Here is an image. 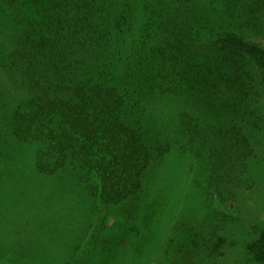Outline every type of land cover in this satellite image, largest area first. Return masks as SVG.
Here are the masks:
<instances>
[{
    "label": "trees",
    "instance_id": "trees-1",
    "mask_svg": "<svg viewBox=\"0 0 264 264\" xmlns=\"http://www.w3.org/2000/svg\"><path fill=\"white\" fill-rule=\"evenodd\" d=\"M261 18L264 0H0V102L21 96L10 149H33L34 168L46 178L72 168L104 209L177 174L173 192L160 187L146 206L158 230L144 234L125 217L121 233L117 222L104 226L102 264H211L226 242L211 247L185 230L201 229L193 219L204 213L207 193L228 201L254 184L264 45L246 31L264 38ZM181 152L202 162L188 191L181 183L193 167L183 162L174 173ZM0 154L5 173L14 156ZM164 195L168 213L159 208ZM218 227L211 226L212 240ZM253 231L247 250L264 264V228ZM171 234L183 238L173 253ZM133 236L152 242L145 263L134 256Z\"/></svg>",
    "mask_w": 264,
    "mask_h": 264
},
{
    "label": "rangeland",
    "instance_id": "rangeland-1",
    "mask_svg": "<svg viewBox=\"0 0 264 264\" xmlns=\"http://www.w3.org/2000/svg\"><path fill=\"white\" fill-rule=\"evenodd\" d=\"M251 7L253 10L255 6ZM261 21L264 23V18H261ZM256 32L246 31L250 39H257L264 45V38L257 36ZM262 94L260 103L264 107V90ZM18 98L21 96L15 93L7 101L0 102V149L8 150L14 156L11 158L12 163L5 166L8 170L0 173L3 174L0 176V264H102L104 245L100 236L105 231L104 226L117 222L118 233H121L126 224H120L119 219L127 218L131 224L142 229L144 234L159 229L157 218L146 206L157 201L153 198H156L160 187L170 189L169 194L173 192L171 188L175 187L177 174L172 176L171 182L168 180V183H162L152 193L146 190L135 201L132 200L118 208L104 209L100 201L90 196L79 174L72 168L46 178L34 168L33 149L18 147L17 151L6 145L12 114L16 108L15 100ZM255 147L258 158L251 163L253 186L236 190L238 198H233L231 191L228 196L231 199L228 201L207 193L205 205L200 207L204 213L193 219L195 225L201 229L197 231L189 227L185 230L191 238L194 233H200L202 237L210 239L211 247H214V242L226 238L224 245L217 246L221 249L214 254L211 264H259L248 252L247 243L254 238V227L264 228L263 132L255 142ZM181 153L175 156L177 165L174 173L181 169L180 164L183 162H186L187 168L193 167V172L186 174L181 183V188H186L187 185L188 191V186L192 185L195 176L202 172V162L193 159L191 155L185 156ZM0 157L5 158L1 154ZM10 168L16 169L17 172H11ZM10 172L12 175L8 178ZM162 178L165 180L167 176L162 175ZM236 183L235 181L234 184ZM152 194L155 197H151ZM169 197L170 195L160 197L165 201V206L158 201L163 213L165 209L166 213L171 212V206L166 201ZM188 198L190 202L198 199L194 194ZM210 202L213 203L212 207H209ZM1 204H4L5 208H1ZM102 210L104 213L101 215ZM100 217L102 227L100 225V228H96ZM216 224L219 229L215 232V240H212L209 232L211 226ZM166 237L163 236V243L164 240H169L167 244L171 252H175L183 238L176 234H171L168 240ZM131 239L135 245V258L143 256L145 263V258L152 250L150 238L133 236ZM171 239L174 240L172 243ZM123 240L128 246L131 245L128 237H123ZM164 262L163 264H175L172 260Z\"/></svg>",
    "mask_w": 264,
    "mask_h": 264
}]
</instances>
